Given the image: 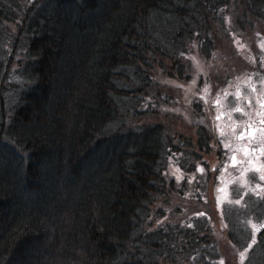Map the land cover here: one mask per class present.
Instances as JSON below:
<instances>
[{
	"label": "trees",
	"instance_id": "trees-1",
	"mask_svg": "<svg viewBox=\"0 0 264 264\" xmlns=\"http://www.w3.org/2000/svg\"><path fill=\"white\" fill-rule=\"evenodd\" d=\"M262 21L264 0H0V264H227L201 210L223 151L200 103L195 137L161 120L178 101L155 77L190 84L198 51L216 92V45ZM242 203L215 213L264 264V196Z\"/></svg>",
	"mask_w": 264,
	"mask_h": 264
},
{
	"label": "rangeland",
	"instance_id": "rangeland-1",
	"mask_svg": "<svg viewBox=\"0 0 264 264\" xmlns=\"http://www.w3.org/2000/svg\"><path fill=\"white\" fill-rule=\"evenodd\" d=\"M235 51L248 63L247 68L237 63L239 60L235 56L234 61L230 57ZM212 53L215 73L219 75L218 69L222 64L228 67L231 75L227 81L221 87L219 85L216 92L213 91L214 84L198 89L199 78H207L210 72L213 74V67L205 62L200 52L193 51L187 57L192 67H195V74L190 76L191 80L189 78L190 84L177 77V70L171 67L169 71L172 77L160 73L156 75V84L159 82L162 86L172 88V98H175V103L178 101L177 106H164L163 113L159 115L172 130L182 131L189 138L195 137L194 130H190V121L203 119L202 123L212 133L213 140L218 141V149L223 151H220L222 157L218 160L212 154L203 159L209 166L210 180L206 197H203L207 205H203L206 208L201 210H207L213 216L212 226L222 248V261L241 264L246 259L252 239L248 247L236 252L225 237V226L215 209L221 213L220 209L225 206L243 205V198L249 193L257 197L264 196V179H261L264 177V135L259 131L264 128V124L260 123L264 119V21L255 24L251 30L234 31L231 43L221 39ZM186 99L201 104L200 108L205 111L202 119L198 115L194 116L195 110L187 105ZM220 163L222 165L218 167ZM201 167L198 168L199 172H203ZM260 223L251 219L246 222L253 238L261 230L264 221Z\"/></svg>",
	"mask_w": 264,
	"mask_h": 264
},
{
	"label": "snow or ice",
	"instance_id": "snow-or-ice-1",
	"mask_svg": "<svg viewBox=\"0 0 264 264\" xmlns=\"http://www.w3.org/2000/svg\"><path fill=\"white\" fill-rule=\"evenodd\" d=\"M239 110V109H238ZM261 124H264V119L260 121ZM251 127V126H250ZM259 131L261 132L262 135H264V128H260ZM261 179H264V177H261Z\"/></svg>",
	"mask_w": 264,
	"mask_h": 264
}]
</instances>
